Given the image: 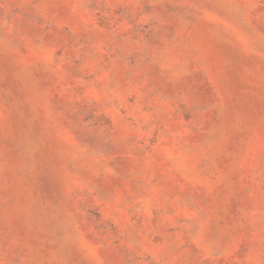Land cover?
I'll list each match as a JSON object with an SVG mask.
<instances>
[{
	"label": "rangeland",
	"instance_id": "rangeland-1",
	"mask_svg": "<svg viewBox=\"0 0 264 264\" xmlns=\"http://www.w3.org/2000/svg\"><path fill=\"white\" fill-rule=\"evenodd\" d=\"M0 264H264V0H0Z\"/></svg>",
	"mask_w": 264,
	"mask_h": 264
}]
</instances>
